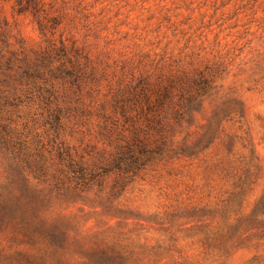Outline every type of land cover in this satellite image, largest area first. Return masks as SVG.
I'll return each mask as SVG.
<instances>
[{"label":"rangeland","instance_id":"obj_1","mask_svg":"<svg viewBox=\"0 0 264 264\" xmlns=\"http://www.w3.org/2000/svg\"><path fill=\"white\" fill-rule=\"evenodd\" d=\"M9 58L14 127L96 166L51 209L81 244L60 264H264V0H0ZM49 252L0 232L2 264Z\"/></svg>","mask_w":264,"mask_h":264},{"label":"trees","instance_id":"obj_2","mask_svg":"<svg viewBox=\"0 0 264 264\" xmlns=\"http://www.w3.org/2000/svg\"><path fill=\"white\" fill-rule=\"evenodd\" d=\"M10 60L2 63L0 59V167L4 175L0 181V232H10L14 240L30 245L42 244L50 251L48 257L23 255L17 264H60L67 246L74 243L80 249L81 244L71 236L67 217L51 209L58 200H63L60 198L83 200L82 194L95 177L96 166L76 160L71 148L62 142L54 153L38 143L31 144L24 131L14 127L12 116L29 95L17 91L15 84L23 76L28 80L31 75L27 70L18 78L12 75L17 71ZM44 108L47 116L43 119L55 132L56 140L61 128V109L53 108L52 102ZM53 157L56 161H52ZM136 161V157L118 155L115 165L122 168L120 164L124 162L128 168ZM30 175L38 182L33 183ZM99 251V263H114V255L119 256L116 253L110 256L103 248Z\"/></svg>","mask_w":264,"mask_h":264}]
</instances>
